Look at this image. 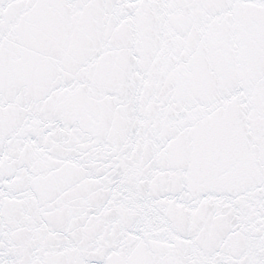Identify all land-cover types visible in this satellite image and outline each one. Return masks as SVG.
Segmentation results:
<instances>
[{
  "label": "snow or ice",
  "instance_id": "snow-or-ice-1",
  "mask_svg": "<svg viewBox=\"0 0 264 264\" xmlns=\"http://www.w3.org/2000/svg\"><path fill=\"white\" fill-rule=\"evenodd\" d=\"M0 264H264V0H0Z\"/></svg>",
  "mask_w": 264,
  "mask_h": 264
}]
</instances>
